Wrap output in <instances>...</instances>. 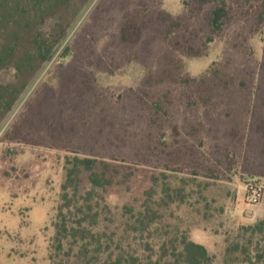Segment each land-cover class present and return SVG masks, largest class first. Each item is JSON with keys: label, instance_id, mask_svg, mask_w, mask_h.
Here are the masks:
<instances>
[{"label": "rangeland", "instance_id": "obj_1", "mask_svg": "<svg viewBox=\"0 0 264 264\" xmlns=\"http://www.w3.org/2000/svg\"><path fill=\"white\" fill-rule=\"evenodd\" d=\"M230 3V20L219 33L211 32L206 19L214 5L195 10L189 0H72L48 21L61 23L66 36L12 111L0 118V264H49L63 157L70 151L130 165L131 193L119 196L109 190L110 203L132 199L159 172L212 183L207 188L208 202L214 200L209 204L212 215L191 227L189 238L203 245L216 263L226 237L264 216V177L216 166L213 153L219 150L225 122L243 130L246 112L264 93V26L255 21L259 1ZM160 14L180 27L167 32L154 20ZM127 17L141 26L133 46L120 42ZM155 26L166 31V37ZM174 42L183 50H174ZM68 64L78 69V80L64 92L58 74L66 72ZM209 72L218 77L210 78ZM204 74L209 93L197 94L181 81ZM46 88L52 91L43 110L50 126H55L51 120L57 115L69 118L68 107L76 104V120H69L74 133L49 134L35 124L39 138H29L38 143L2 142L3 134ZM207 96L211 99L205 100ZM177 149H183V158L174 163ZM194 166L198 177L190 174ZM205 167L217 168L213 172L219 179H205ZM248 181L263 187L256 204L245 201Z\"/></svg>", "mask_w": 264, "mask_h": 264}, {"label": "trees", "instance_id": "obj_2", "mask_svg": "<svg viewBox=\"0 0 264 264\" xmlns=\"http://www.w3.org/2000/svg\"><path fill=\"white\" fill-rule=\"evenodd\" d=\"M71 1L0 0V118L12 111L30 79L51 60L65 38L66 29L61 23L54 20L47 24ZM189 1L194 3L195 10L214 5L206 16L212 33H219L229 22V1L236 3V0ZM254 1H259L255 21L264 26V0ZM183 4L188 6L187 1ZM127 18L122 23L120 42L133 46L139 40L141 26ZM155 19L166 26L167 32L180 27L166 14ZM155 28L161 34L164 32ZM180 45L174 42L171 47L180 51L183 50ZM69 65L66 72L58 74L64 92L78 80V69ZM206 74L210 78L218 77L211 72ZM205 76L185 77L181 81L197 94L209 93L210 86L203 85ZM51 95L50 89H44L28 105L19 122L3 134L1 141L36 144L37 141L29 138L31 135L39 138L35 124L43 126L48 133L73 134L74 126L69 120H76V104L68 107L69 118L57 115L51 120L55 126H50L52 122L43 110ZM208 99L211 98L207 96L205 100ZM256 99L246 112L243 130L237 124L225 122L222 138L218 139L219 150L213 153L217 155L216 166L226 165L228 169L234 166L244 175L264 177V93ZM35 116H39L38 123L32 122ZM223 116L229 121L227 114ZM213 148L217 147L213 145ZM182 150L177 149L174 163L183 158L179 155L184 153ZM215 169L205 167L202 176L218 180ZM133 173L123 160L81 155L77 151L63 157L53 234L48 246L49 264H264V216L252 224L238 226L233 235L226 237L216 263L203 245L189 238L190 228L205 223L212 215L209 204L214 200L210 198L208 202L207 188L213 184L159 172L152 174L149 187L133 194L132 199L110 203L109 190H115L119 196L131 193ZM190 174L200 176L196 166ZM222 209L218 206V210Z\"/></svg>", "mask_w": 264, "mask_h": 264}, {"label": "built area", "instance_id": "obj_3", "mask_svg": "<svg viewBox=\"0 0 264 264\" xmlns=\"http://www.w3.org/2000/svg\"><path fill=\"white\" fill-rule=\"evenodd\" d=\"M245 201L248 204L258 203L263 194V187L256 181H248L245 184Z\"/></svg>", "mask_w": 264, "mask_h": 264}]
</instances>
